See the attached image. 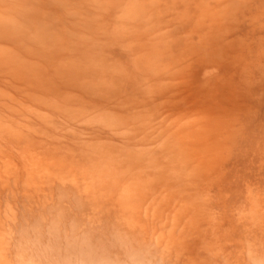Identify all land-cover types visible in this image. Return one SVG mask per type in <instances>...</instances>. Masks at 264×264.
Segmentation results:
<instances>
[{
  "label": "rangeland",
  "instance_id": "rangeland-1",
  "mask_svg": "<svg viewBox=\"0 0 264 264\" xmlns=\"http://www.w3.org/2000/svg\"><path fill=\"white\" fill-rule=\"evenodd\" d=\"M87 1L72 0L71 6L75 16H71L67 20L66 16L68 15L61 12V10L52 18L63 23L56 24V26L50 24V26L55 29L57 39H64L66 43L64 48L70 50L66 51L67 57L65 60L67 61L73 54L72 52L81 47V35L95 36L97 33L96 24H92L89 19L95 15L98 16L99 8H95L91 0L89 1L90 5H88ZM101 1L105 9L112 4L115 5V9L119 10L129 4L131 0ZM146 1L148 2V0ZM217 1L203 0V4H205L203 6L209 7L211 5L214 11H218L215 7ZM232 1L234 5L231 6V14H229L231 20H221L224 29H221V27L215 33V40L224 39L221 41H224V44L228 43V46L225 45L224 48L227 49V54H224V68L221 70L218 69L220 62H215L216 60L210 57L207 60L208 62L193 58V55L196 56V52L201 46L200 39L202 38L198 34L192 35L187 26L185 29L188 34L185 36L184 22L176 15L177 9L172 6H163L153 10L152 6L148 5V9L151 11L149 19L151 15L153 17V28H151L150 34L159 32L160 41H163V36L166 35V41L169 42L171 38L173 44V48L167 56L168 72L162 76L161 73H164V68H162L158 73H155L159 75L161 82L153 81L151 84L156 83L158 85L156 87H159L158 92H164V90L169 92L168 90H170L171 94L168 96L173 97L174 100L185 96L186 102L183 101L184 99L180 101L177 99L174 102L179 103L177 105L174 103L175 107L167 111L161 106L159 110L166 112L162 111L163 114L160 116L152 115V123L145 128L143 141L134 143L131 138L125 141L123 135L120 137L115 136V129L113 131L107 129L103 132L98 131L96 123L92 125L94 128H87L85 125L75 122L72 128L69 127V123L63 126L60 122L53 128L51 125H46L44 134L43 131L40 132V143L35 150L33 149L36 152V158L49 160V155L52 154L50 147L53 145L50 143L48 136L53 135L55 137L62 133V130L64 131L63 138L60 139L62 143L76 149L84 143L97 144L100 140H108V143L115 144H129L128 142H132L134 143L132 145L135 148L134 150L138 146L137 151L150 144L153 147L151 154H163V144H166L165 142H168L171 138L172 130L179 132V118L190 119L195 116L197 117L196 120L207 112L206 121L209 124L206 127L213 128L215 132L212 135L208 131L202 133L203 139L206 143L208 142L204 152L209 151V155H211L215 144H221V150L216 152V156H221V159L217 162L218 164L212 166L215 169L210 168V172L204 174V181L197 185V190L192 187V191H189L186 189L187 185L185 184V188L179 193L178 197L180 199H175L174 196H177L175 189L177 190L178 187L169 191L171 195L165 205L159 206L160 213L158 212L157 215V219L161 220L157 222L163 223L162 226L165 227L163 235L152 236V238L150 235L149 239H143L141 237L145 234L141 230L129 236L120 230L117 222L118 216L121 215L114 209L110 210L109 204L104 207L103 210L105 211H103L102 218L96 220V222H90V215L83 217L80 214L78 216L74 215L72 206L75 203L77 204L75 201L78 200V195L71 189H63L61 193L57 190L53 202L54 209H58L55 211L59 212L60 216L57 214L53 218L50 216V207H42L35 204L33 200L27 202L17 190H14L11 193L12 200L7 198V194L4 196L5 198L0 196V264H264V218L260 222L254 220L255 223L251 226L252 222L249 218L251 212L245 214L244 210L246 203L248 205V197L252 198L253 195V201L257 200V205L258 200L264 198V166L262 164L264 160V0H247V10L245 6L243 9L236 10L235 5L238 8V3L236 0ZM208 2L210 4H207ZM242 6H239V8H242ZM101 7L103 6L101 5ZM260 9L262 13H259ZM195 10L196 8L192 7L191 14H196L190 18L189 25L196 23L199 26L197 15L199 16L201 13L195 12ZM206 15L211 14L209 12ZM252 16H255L256 32H254V35L253 32L247 35L246 31L251 33L250 21ZM114 18L115 16L112 19ZM111 25L113 29H110V32L114 42L108 45L107 50H102L104 55L112 63L130 65L137 62L138 58L137 55L133 54L134 51H124V46L128 49L131 47L128 44L121 43L119 38L115 39L113 32L116 29L114 27H118V25L115 24V21ZM147 25V23L144 24L148 27ZM59 31H61L62 37L57 35ZM237 39L247 43L243 45L242 51L237 47L236 42L240 43ZM152 41L153 39H151ZM126 42L130 41L126 40ZM218 45V48L222 49L223 46L220 42ZM218 45L215 46L214 42L212 46L217 49ZM260 45H263L262 49L258 48ZM3 46L9 56L14 53V46L11 43ZM155 46L159 47L161 53L163 44H159L157 40ZM149 47L142 49L145 51ZM136 49L137 47L134 50L142 51L141 47ZM258 52L261 53L258 54ZM52 61L51 66L53 65ZM54 61H59V59ZM143 67L144 64L142 63L138 79L136 78L134 81V77L132 78L131 85L138 84L133 89L134 91L130 88L128 80L125 86L121 88L124 92L121 93L120 105H114L113 101L117 98L115 97L116 93L111 92L113 88L101 87L97 89L93 87L94 89H92L91 95L89 94L87 99H92L89 108L95 114L96 121L99 120L96 114H106L109 106L116 109H114V112H120L125 121H128L127 118L129 119L134 112L150 108L148 102H143L145 96H149L148 90L147 93H144L146 84L144 80L150 71L145 70ZM4 70L1 69L2 74ZM129 72L132 76L136 74L134 69ZM7 75V72H5L4 77L9 80ZM83 76H85L84 81L88 79L92 81L93 78H97L94 77V74L90 76V73ZM38 78L44 81V84H48L50 81L52 82L53 76L47 74V77H45L42 73L39 74ZM36 86L41 87L42 85L40 86L37 83ZM28 89L24 84L19 88L7 82L0 87V100L2 99L4 103L8 101V104L6 103L7 107L10 106L11 102L14 106H21L24 104L22 98L17 99V97L25 98L29 95L27 93H30ZM173 92L178 94L179 97L174 95ZM40 96L43 98L41 93ZM165 97H167L166 94ZM162 101L163 99H160L157 103ZM35 103L26 104L27 107L25 108L27 116L26 121L23 122L29 125V119L30 125L26 130L30 135L35 130H32L36 122L33 114L34 108H36ZM190 103H193V105H190ZM15 128L22 129L20 125H15ZM69 129H73V131ZM201 131L200 128L196 134V139L191 141L194 156L196 151L195 142L200 143ZM125 132L129 133L130 131L125 129ZM108 143L106 145H109ZM174 143L178 144L180 141L175 140ZM176 144L173 145L176 146ZM141 145H144L143 148ZM180 145L184 150L185 147L182 143L176 148L179 149ZM40 151H44L42 155H40ZM140 152L143 153L144 151ZM41 166L43 165L41 164ZM237 168L238 171H236ZM240 168L243 170L239 171ZM163 188L158 184L152 186L143 195L142 200L150 202L151 194H153L152 196L154 194L158 195ZM185 189L189 202L184 198ZM187 193L194 198H189ZM204 194H209L210 198V202L208 201L205 204L206 206L202 203ZM74 195L75 197L71 198ZM195 195H198V197H195ZM196 199L199 200L200 205H204L203 211L206 212V216L212 209L220 212L219 216L225 220L222 223L224 228L216 227L212 231L210 224L206 225V216L202 213H198L195 219L190 220L191 212L189 208L192 206L198 207ZM66 202L69 203L66 204ZM246 210H248V207ZM192 213L194 214L193 211ZM243 216H247V218ZM56 220L59 221V224L55 222ZM187 221H190V223H187ZM69 222L72 223V226H75L73 230H71L72 226ZM52 224L58 225L57 228H54ZM258 224L262 227L258 226L256 228ZM184 227L186 229L183 232ZM204 229H207L209 233H203V236H201L200 234ZM62 230H65V232H62ZM188 232H190V235H186ZM183 238H185V241ZM158 239L160 241L159 245L156 243ZM132 245L133 247H131ZM144 245L147 248L143 247Z\"/></svg>",
  "mask_w": 264,
  "mask_h": 264
},
{
  "label": "bare ground",
  "instance_id": "bare-ground-1",
  "mask_svg": "<svg viewBox=\"0 0 264 264\" xmlns=\"http://www.w3.org/2000/svg\"><path fill=\"white\" fill-rule=\"evenodd\" d=\"M89 1L86 2L88 5H90ZM91 1L95 8H99L98 16L95 15L89 19L92 24H96L97 33L95 36L81 35L83 38H80L81 47L79 49L76 48V51L72 52L71 57L68 56L69 61H67L65 60L67 57L66 51L70 50L64 48V45H66L64 39H57L55 29L50 24L54 26L63 24L52 19L59 10L68 15L66 20L71 16H75L71 6L72 0H0V87L7 82L19 88L24 84L26 88H29L28 91L30 92L27 93L29 95L25 96V98L17 97V99L22 98V103L24 104L21 106H14L13 102H11L10 106L7 107L8 101L4 100V103L2 99L0 100V196L5 198L4 196L7 194V198L12 200L13 196L11 193L17 190L27 202L33 200L35 204H39L42 207H50V216L53 218L59 213L55 211L58 209H54L53 202L54 195L58 192L57 190L61 193L63 189H71L78 195V200L75 201L77 204L75 203L72 206L74 215L78 216L80 214L82 217L90 215V222H96V220L102 218L103 211H105L103 209L109 204L110 210L114 209L121 215L118 216L117 222L120 230L129 236L142 230L145 236L141 238L149 239L150 235L151 238L152 236H160L165 231V227L162 226L163 223L157 222L161 221L157 219V215L159 206L165 205L170 197L169 191L178 187L177 190L175 189L177 196L174 195L175 199H178L179 193L185 188V184L187 185L186 189L189 191H192V187L197 190V185L204 181V174L210 172V168L215 169L212 166L221 159V156H216V152L221 150V144H215L211 155H209V151L204 152L208 142L206 143L203 139L202 133L208 131L212 135L215 132L213 128L206 127L209 124L206 121V112L196 120L195 118L197 117L195 116L190 119L179 118V132L172 130L171 138L168 142H165L166 144H163V154H151L153 147L150 144L145 145V148H143L144 145H141L143 149L138 151V146H136L137 148L134 150L135 148L132 145L143 141L145 128L152 123V115L160 116L163 112L171 110V108L175 107L174 101L177 99L179 101L184 99L183 101L186 102L185 96L174 100L173 97L168 96L171 94L170 90H168L169 92L167 90L158 92L157 89L159 87L156 88L158 85L156 83L151 84L153 81L161 82V78L155 73H158L162 68H164V73H161L162 76L168 72L166 65L168 62L167 56L171 52L173 44L171 43V38L169 42L168 40L166 41V35L163 36V41H160L159 32L150 34L151 28H153V17L151 15L149 19L151 11L148 9V5L150 4L153 10L163 6H172L177 9L176 15L185 23H183L185 36L188 34L185 29L187 26L192 35L198 34L203 39H200L202 47L199 46L196 52L197 57L192 54L193 58L206 62L210 57L216 60L215 62H220L218 69L221 70L224 68V54H227V49L224 48L225 45L228 46V43L224 44V41H221L224 39L215 40V33L221 27V29H224V24L221 25V20H231L229 14H231L234 3L232 0H218L215 5L218 11H214L211 5L209 7L203 6L205 5L203 0H148V2L146 0H131L125 7L117 10L115 5L112 4L105 9L101 0ZM236 1L238 3V8L235 5L236 10L243 9L244 6L247 10V0ZM207 4H210V2ZM239 6H242V8H239ZM192 7L196 8L195 12L201 13L199 16L197 15L199 26L196 23L189 25L190 18L196 14H191ZM209 12L211 15H206ZM236 13L238 12L236 11ZM259 13H262L261 9ZM113 16H115L114 19H112ZM254 19L255 16H252L251 26L249 25L252 27L251 33L245 30L247 35L252 34V32L254 35V32H256ZM113 21L118 25V27H114L116 29L113 32L115 39L119 38L121 43L128 44L131 47L128 49L124 46V51H134L133 54L137 55L138 58L137 62H133L130 65L112 63L104 55L103 51L107 50L108 45L114 42L110 32V29H113L111 25ZM145 23L148 24V27L144 26ZM64 25L66 24L64 23ZM59 33L57 35L62 37L61 31ZM151 39H153L152 42ZM126 40L130 42H126ZM157 40L159 44H163L161 53L159 47L155 46ZM237 41L240 42H236L238 44L237 47L242 51L243 45L247 43L238 39ZM214 42L215 46L220 42L221 46H223L222 49L218 48L219 45L217 49L213 47ZM9 43L14 46V53L10 56L3 46ZM148 46L150 47L143 51ZM262 46L260 45L258 48L262 49ZM136 47L137 49L138 47L143 49L138 52L134 50ZM55 59H59V61H54ZM51 61L53 62L52 66L50 65ZM142 63L144 64L143 68L150 71L144 80V83H146L144 93H147L148 90L149 96H145L143 101L148 102L150 108L134 112L129 119L126 117L128 121H125L120 112H114L115 108L112 109L109 106L106 111L107 115L96 114L99 119L96 121L95 114L89 108L90 104H92V99H87L88 95H91L93 87L97 89L101 87L113 88L111 92L116 93L115 97L117 98L113 101L114 105H120L121 93L124 92L121 88L125 86L127 80L132 90L138 85L135 83V85H131V83L133 77L135 81L139 76ZM2 68L6 70L3 71V74L1 73ZM131 69H134L136 73L133 76L129 72ZM5 72H7L9 80L4 77ZM42 73L45 77H47V74L52 75V82L44 84V81L38 78L39 74ZM87 73H90V76L94 74V77L97 78H93L92 81L91 79L84 81L85 76L83 75ZM98 78L101 80H98ZM37 83L42 86L37 87ZM40 93L43 98H41ZM165 94L167 97H165ZM173 94L179 97L178 94L174 92ZM160 99H163V101L157 103ZM32 102H36V108H34L33 113L36 122L35 127L32 128V130H35L30 135L26 130L29 128L30 121L28 119L29 125L23 121H26L27 116L26 104L31 105L30 103ZM178 103L175 104L177 105ZM156 104L158 105L157 107ZM190 105H193V103H190ZM161 106L166 111L159 110ZM29 114L31 113L29 112ZM46 116L51 117L46 118ZM107 118L110 119L108 120ZM60 122H62L63 126L69 123V127H72L75 122L81 123L87 128H94L92 125L96 123L98 131L103 132L106 129L113 131L115 129V136L120 137L123 135V140L126 141L131 138L134 143L115 144L108 143V140H100L97 144L84 143L76 149L73 146H65L62 143L60 139L63 138L62 134L64 131L61 130L62 133L55 137L53 135L48 136L50 143L53 145L50 147L52 151V154L49 155L50 159L36 158L34 150L41 141L40 132L43 131L44 134L46 125H51L53 128ZM197 122L198 124L196 125ZM15 125H20L22 129L15 128ZM200 128L202 130L199 136L200 143L195 142L197 152L195 151L194 156L193 149H191V141L196 139V134ZM125 129L130 132L126 133ZM69 130L73 131V129ZM175 140L180 141L187 149L183 150L181 145L177 149L176 147L180 143H174ZM107 143L109 145H106ZM173 144H176V146ZM140 151L144 152L141 153ZM43 152L40 151V155ZM44 162L46 163L44 164ZM262 164L264 166V160ZM242 170L241 168L239 169V171ZM236 171H238V168ZM156 184L164 187L162 192L158 195L154 194V196L151 194L150 202L143 201V195ZM186 189L183 194L187 200ZM187 195L189 198H194L189 193ZM198 195H195V197H198ZM74 197L75 195L71 198ZM196 201L198 202L196 203L198 207L192 206L189 208L191 212L190 220L195 219L198 213L205 215L206 212L204 213L203 208L208 201L210 202L209 194H204L203 196L202 203L204 205H200L198 199ZM256 201H253V195L252 198L248 197V205L246 203L248 210L244 209L245 214H247L246 212H251L249 216L252 222L251 226L254 225V220L260 222L264 218V198L258 200V205ZM7 202L9 201L7 200ZM68 203L66 202V204ZM255 203L256 205H254ZM219 214L218 210L212 209L207 216L205 215V223L206 225L210 224L212 231L216 227H220V229L223 227L222 223L225 220L221 219ZM243 217L247 218V216ZM82 221L85 223L84 220ZM55 222L59 224L58 220ZM69 223L72 226V223ZM187 223H190V221H187ZM52 226L57 228L58 225L52 224ZM258 226L262 227L258 224L256 228ZM74 228L75 226H72L71 230ZM67 229L69 230V228ZM185 229L186 227L183 228V232ZM59 231L60 229L57 232L59 233ZM62 232H65V230H62ZM203 233H209V231L204 229L200 235L203 236ZM186 235H190V232L186 233ZM183 240L185 241V238ZM156 243L159 245V239ZM143 247L147 248L145 245Z\"/></svg>",
  "mask_w": 264,
  "mask_h": 264
}]
</instances>
